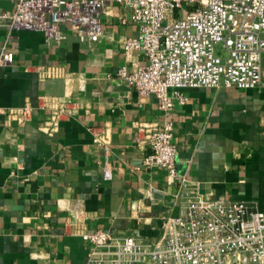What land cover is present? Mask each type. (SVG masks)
Instances as JSON below:
<instances>
[{"label":"crops","instance_id":"1","mask_svg":"<svg viewBox=\"0 0 264 264\" xmlns=\"http://www.w3.org/2000/svg\"><path fill=\"white\" fill-rule=\"evenodd\" d=\"M16 2L0 0V10ZM102 25L108 37L93 45L66 24L51 43L38 30L0 28V51L14 54L0 65V264H88V228L155 239L177 212L182 175L264 210V83L184 89L169 115L178 148L170 176L143 164L136 140L138 122L163 119L155 97L118 75L145 62L143 52L124 50L137 26L113 1ZM64 105L50 132L47 121Z\"/></svg>","mask_w":264,"mask_h":264},{"label":"built area","instance_id":"2","mask_svg":"<svg viewBox=\"0 0 264 264\" xmlns=\"http://www.w3.org/2000/svg\"><path fill=\"white\" fill-rule=\"evenodd\" d=\"M110 1L127 8L138 29L125 39L124 50L146 58L128 73L120 68L118 75L139 95L154 96L163 116L136 125V140L146 151L143 164L175 176L178 148L169 115L175 100H186L184 89L264 83V0H17L14 9L0 10V28L8 36L38 30L51 43L62 39L66 24L93 45L108 37L102 17ZM13 57L3 46L0 65ZM28 109L23 106L22 113ZM67 111L65 105L54 110L46 128L55 130ZM173 199L177 212L163 219L155 239L86 229L88 264H264V210L255 201L203 192L184 175Z\"/></svg>","mask_w":264,"mask_h":264},{"label":"rangeland","instance_id":"3","mask_svg":"<svg viewBox=\"0 0 264 264\" xmlns=\"http://www.w3.org/2000/svg\"><path fill=\"white\" fill-rule=\"evenodd\" d=\"M183 5H184V7H186L187 4L185 3V1H184ZM184 13H185V11H183L182 15H184ZM216 47H217V50H220V51L222 50L221 44H218Z\"/></svg>","mask_w":264,"mask_h":264}]
</instances>
